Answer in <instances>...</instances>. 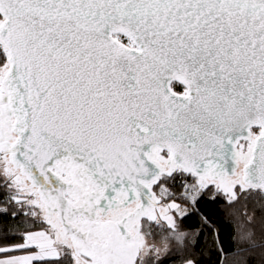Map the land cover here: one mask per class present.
<instances>
[{"label":"snow or ice","instance_id":"1","mask_svg":"<svg viewBox=\"0 0 264 264\" xmlns=\"http://www.w3.org/2000/svg\"><path fill=\"white\" fill-rule=\"evenodd\" d=\"M205 199L264 264V0H0V264H167Z\"/></svg>","mask_w":264,"mask_h":264},{"label":"trees","instance_id":"2","mask_svg":"<svg viewBox=\"0 0 264 264\" xmlns=\"http://www.w3.org/2000/svg\"><path fill=\"white\" fill-rule=\"evenodd\" d=\"M249 207V211H251ZM205 220L207 222H205ZM186 230L198 232L195 248L181 253L167 264H181V256L191 255L198 264H217V249H222L228 259L225 264H231V251L234 248L235 223L229 215L228 205L223 200H203L196 211H189L183 218Z\"/></svg>","mask_w":264,"mask_h":264},{"label":"rangeland","instance_id":"3","mask_svg":"<svg viewBox=\"0 0 264 264\" xmlns=\"http://www.w3.org/2000/svg\"><path fill=\"white\" fill-rule=\"evenodd\" d=\"M190 211V210H189Z\"/></svg>","mask_w":264,"mask_h":264}]
</instances>
